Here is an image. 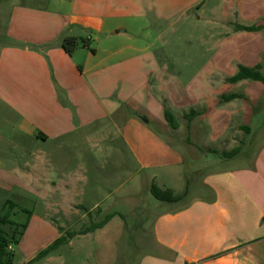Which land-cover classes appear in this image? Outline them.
<instances>
[{
  "label": "crops",
  "instance_id": "obj_1",
  "mask_svg": "<svg viewBox=\"0 0 264 264\" xmlns=\"http://www.w3.org/2000/svg\"><path fill=\"white\" fill-rule=\"evenodd\" d=\"M138 1L9 0L8 40L0 48V202L3 212L9 200L16 203L12 219L32 211L20 244L31 233L40 244H31L25 264L85 218L116 213L45 256L47 264L57 257L65 263L53 254L84 246L87 238L98 241L117 218L118 235L125 231L121 210L109 204L105 212L93 197L102 191L101 170L92 172L93 183L84 164L87 153L98 163L100 149L113 158L121 151L117 144L127 155L114 160L111 174L104 170V179H119L111 193L136 196L138 190L122 189L129 181L120 179L142 174L160 180L162 189L187 191L179 202L153 201L155 214L143 233L152 235L154 248L138 264H264V83L227 80L241 65H259L264 73V0H191L183 13L191 9L187 18L195 26L203 22L206 35L204 63L189 75L178 69L176 54L163 53V39L179 16ZM66 35L90 46L80 44L69 54L62 46ZM232 93L242 96L223 99ZM165 98L178 114V128L165 117ZM191 110L198 114L189 120L184 115ZM247 136L259 147L244 164ZM236 147L237 154L224 156ZM210 153L212 164L194 166L191 190L188 165ZM37 197L43 217L22 204ZM107 240L118 241L114 235ZM11 248L15 255V244ZM115 257L105 253L103 264H115Z\"/></svg>",
  "mask_w": 264,
  "mask_h": 264
},
{
  "label": "rangeland",
  "instance_id": "obj_2",
  "mask_svg": "<svg viewBox=\"0 0 264 264\" xmlns=\"http://www.w3.org/2000/svg\"><path fill=\"white\" fill-rule=\"evenodd\" d=\"M190 1L191 0L138 1L141 7L153 10L159 9L162 11V13H174L179 16V23H177L176 27L172 31H170L169 35H166L163 39V53H165V57L176 54L178 56V63L180 64V66H178V69H184L183 72L188 73V75L189 73L192 74L197 68H199V65H201V63H204L205 57L204 55H202L201 46L202 39L204 40L206 35L204 33L206 30V26L203 24V22L198 23L195 26V24H193L192 22V19L187 18L188 14H190V17L192 18L191 9L188 12L183 13L185 8L188 7ZM138 2H136V4ZM9 4V0H0V48L1 45L8 40L5 32L9 20V15L7 13ZM164 102L165 110L169 109L174 113L175 116H178L177 112L171 109V103L166 98L164 99ZM259 117L264 118L263 110H261V112L259 113ZM258 141L259 140L257 138H254L252 136L246 137L242 146V153L245 156V159H243L241 162H243L244 164L250 162L251 157L258 150ZM261 141H264V137L261 139ZM96 148L100 149L102 147L97 146ZM117 148H121V151L116 150L113 158L103 157L104 155L102 154V149H100L101 157L98 163H93V160L90 159V154L87 153L86 155L88 158L84 161V164L85 166L87 165L88 169L91 170L89 178L90 181H93V183L95 182V179L92 177V172L101 170L99 172L100 177L98 179V184L102 191L98 195L93 196L94 199L97 200L96 202H98V204H101V206L105 209V212L109 211V204L113 206V208L121 210V213L124 214V222L127 223L128 226L126 227L124 232L118 235V223L120 220L117 218V222L114 221L112 222V224H110L105 235L100 234L101 237L98 241L96 238H87L84 246H81L80 244H77L75 247L69 245L63 246L59 250V252L53 255L56 256L58 254H62L65 263L57 257L53 261H51L50 264H103L105 253L116 254L115 264H138L140 259L147 256L153 251L154 246L151 239L152 235L149 233L144 234L143 230L149 228L148 226L151 222L150 219L153 218L152 216L155 214L153 210V201H159V199L155 198L151 193V187L153 184H157V182H160V180H157V182L156 180L150 181L149 176L145 174L139 175L138 178H132L131 180L125 177L122 180L120 179V182H124V180H126L129 181V183L125 182L124 188L122 189H125V187L129 185H132V190H138V194H136V196H126L125 199L122 191H113V193H111V190L115 189V187L117 186L119 179L114 178L113 176L110 177V175H108V178L104 179V170L108 171V173L111 174V171H113L111 169H114L113 167L115 165L114 160L124 158V155H127V153L124 151V147L121 144H117ZM66 154L68 156H75V154L70 151H66ZM213 159L214 156L212 153H210V155L206 158H203V160L195 163H190L188 165L187 171L191 182V190L194 189V186L196 184V177L193 173L194 166L197 164L208 165V163L210 165L214 162ZM75 161L77 160L68 162L69 166H75ZM132 166L133 168L136 166L134 162L132 163ZM107 182L111 185V187L106 186L108 185L106 184ZM161 187L165 188L164 186ZM22 204L25 207H30V209L33 210L37 215L41 217L45 216V211L43 210V201L41 198L39 199L37 197L34 204L30 203L27 200L23 201ZM92 204L93 202L91 201L87 203L88 206H91ZM1 206L2 204L0 202V215L3 213V209L1 208ZM28 214L29 213L27 211L20 210L16 214H14L13 219L19 223H24ZM103 217L104 215H100L97 221H99L100 218L102 219ZM94 221H96V219L90 220L88 218H85L82 224L76 225L73 230L80 229L82 228V226H89ZM24 234L21 236V240L23 239ZM113 235L117 236L118 239V241L116 240L117 242H114V245L112 243L109 244V241L107 240ZM32 238L33 234L31 233V235L28 234V236H26L25 240L23 241L24 245L20 244V242L17 244L15 243L16 251L13 260L14 264H25V258L27 259L28 257H31V244L37 245L36 248H38V245L40 243L38 244L37 242L32 241ZM38 250H36L35 255L41 249L39 251ZM46 258L47 257H43L35 261L33 264H47Z\"/></svg>",
  "mask_w": 264,
  "mask_h": 264
},
{
  "label": "trees",
  "instance_id": "obj_3",
  "mask_svg": "<svg viewBox=\"0 0 264 264\" xmlns=\"http://www.w3.org/2000/svg\"><path fill=\"white\" fill-rule=\"evenodd\" d=\"M238 29L243 30H259L262 29V26H246V25H237ZM86 44L90 46L88 42L84 41L83 37H79L76 35H66L63 38L62 46L63 48L69 53L72 54L80 44ZM92 51H95L94 48H91ZM243 79H252V80H259L264 83V73L261 71V66L256 67H248V66H239L238 72L229 77L227 80L229 82H238ZM242 96L239 93H232L228 95H223L224 100H230L235 97ZM198 114L197 111L191 110L189 113H186L184 116L191 120L194 116ZM165 117L171 124L173 128L179 127V121L177 120L176 116L173 114L172 111L169 109L165 110ZM240 151V147H236L230 151H225L223 154L224 156H233ZM151 193L153 196L161 201L167 202H179L183 200L186 195L187 191L182 193H175L172 189H162L156 184H153L151 187ZM16 203L13 201H8L4 206V212L0 215V264H12L14 259V252L11 251L8 247L10 244H17L21 241V236L26 231L30 217L32 215V211L28 209H24L27 211L28 218L24 223H19L11 218L14 208L16 207ZM116 213L107 214L102 220L94 221L89 226H86L80 230H73V231H64L61 236H59L55 241L49 244L47 247L41 249L37 255L30 259L26 264H32L35 261L49 255L52 251L57 249L60 245L67 243L72 237L77 234H86L88 232L94 231L98 228L103 227ZM60 231L63 232V228L59 227Z\"/></svg>",
  "mask_w": 264,
  "mask_h": 264
},
{
  "label": "built area",
  "instance_id": "obj_4",
  "mask_svg": "<svg viewBox=\"0 0 264 264\" xmlns=\"http://www.w3.org/2000/svg\"><path fill=\"white\" fill-rule=\"evenodd\" d=\"M11 247H12V244H10L8 248H9V249H12Z\"/></svg>",
  "mask_w": 264,
  "mask_h": 264
}]
</instances>
